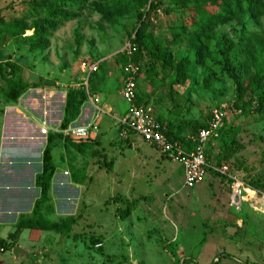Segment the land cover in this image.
I'll use <instances>...</instances> for the list:
<instances>
[{"label":"rangeland","instance_id":"1","mask_svg":"<svg viewBox=\"0 0 264 264\" xmlns=\"http://www.w3.org/2000/svg\"><path fill=\"white\" fill-rule=\"evenodd\" d=\"M124 1L134 0H0V117L12 112L6 108L21 109V100L33 99L48 102L49 122L62 121L67 94L81 91L97 96L104 112L91 144L78 152L64 144L63 149L58 139L53 152L57 173L68 172L80 186L74 231L68 225L64 234L43 233V240L33 243L25 241L28 234L21 236L19 244L29 255L16 264H264V192L251 188L264 185V113L256 110L264 89L259 76L264 72V13L257 19L242 14L213 31V44L231 47L228 68L239 81V94L214 45L200 66L190 40L173 39L196 13L217 12L211 0H160L154 8L127 14L120 8ZM96 3L108 4L105 17ZM47 10L59 16L51 19ZM138 13L148 14L147 43L170 54L171 68L150 51L135 54L130 40L139 26ZM65 14L72 19L64 20ZM49 22L56 24L53 29ZM82 61L100 64L86 85ZM181 62L186 81L177 83ZM127 71L140 105L186 145L208 126L213 112L225 110L220 130L204 150L213 167L224 163L246 184L239 210L230 206L226 178L207 172L187 189L177 163L140 140L123 142L119 122L128 106L120 94ZM6 79L26 86L15 103L4 96ZM92 104L87 98L74 122ZM67 223L58 225L66 229ZM4 233L0 237L6 239Z\"/></svg>","mask_w":264,"mask_h":264},{"label":"crops","instance_id":"2","mask_svg":"<svg viewBox=\"0 0 264 264\" xmlns=\"http://www.w3.org/2000/svg\"><path fill=\"white\" fill-rule=\"evenodd\" d=\"M21 101L25 103L21 105L24 111L19 108L20 106L14 109L6 108V111L11 109L12 112L1 114L0 117V231L5 229L6 238L14 231L21 218L32 217L34 206L40 200V190L36 187L35 180L42 171V155L48 137L59 133L61 123V119L49 122L48 102H35L33 99ZM91 108L89 113H82L71 125L96 123L101 114L96 117V108L94 106ZM45 127L48 134L41 136L40 129ZM57 140L51 143L52 161ZM134 140L138 139L134 138ZM60 142L63 148L64 143L62 140ZM57 172L55 168L50 182L48 201L41 206L36 217L43 220L49 217L53 220L48 223L53 225L68 221L65 231L70 225L73 232L78 212L80 186L71 180L68 172L63 171L62 175ZM43 233H51V231L23 230L16 240L15 247L9 250L11 256H5L7 251L0 252V264H16L22 256L29 255L28 248L19 244L21 236L28 234L25 241L33 243L42 241ZM0 239L5 240L2 237Z\"/></svg>","mask_w":264,"mask_h":264},{"label":"trees","instance_id":"3","mask_svg":"<svg viewBox=\"0 0 264 264\" xmlns=\"http://www.w3.org/2000/svg\"><path fill=\"white\" fill-rule=\"evenodd\" d=\"M96 1L106 3L108 0H96ZM211 1L214 3V6L216 7L217 12L213 14L196 13L195 16L192 18L190 26H188V28L185 26H182L180 30L176 31V34H173V39H176L179 37L189 39L193 50L196 51L197 64L200 66L204 65V63L208 60L207 58L210 55V47L214 45V47L217 48V52L222 57V60L224 62V69L226 68V73H227L228 78L232 80L233 84L238 88L237 93L240 94L241 86L239 85V81L236 78L235 74H233L228 68L230 65L229 53H230L231 47L226 42L225 44H223L224 49L221 50L219 45L213 44L214 39H215V35L213 34V31L216 27L226 24L233 19H237L242 14H250L251 16L255 14V19H257L259 15L264 13L263 0H211ZM53 2L55 4L65 3L63 2V0H53ZM159 3H160V0L124 1V3L120 6V8L121 10H123L124 8V14H127L130 12L131 9H134V8L140 9L148 5L151 9V8H154ZM107 5L102 6L101 4L99 5V3L95 4L96 9L104 17L108 13L109 6ZM99 8H103V9L99 10ZM46 14L51 19L59 16L57 15L56 12H53L50 10H47ZM147 16H148L147 13L146 14L138 13L137 22L139 23V26L136 30L134 38L130 40L131 46H133V48L136 49L135 54L137 56H141L144 51H150L152 53V56H155L156 60L162 62L161 65L163 67L171 68L172 58L170 54H168L166 50L162 49L157 44L152 45L150 47V44L147 43L148 37L145 35L147 31V27H148L147 24L145 23V19L147 18ZM62 17L64 20H68V19H72L73 16H68L67 14H65ZM0 23H2V20H0ZM55 25H56L55 23H50V22L48 23V27H50V29L51 28L53 29ZM40 32L42 33L44 32V30L42 29ZM99 68H100V65H99ZM1 70H2V67L0 64V71ZM178 72L179 73L176 77V82L184 83L186 81V72H187L186 64L182 62L178 64ZM259 76L264 79V72L260 74ZM6 84H7V87L4 91V96L8 102L15 103L20 98V96L24 93L26 86L21 81H13L10 79H6ZM86 100H87V96L84 91H81L78 94L74 92H70L69 94H67L66 104L64 107V117L60 124V131L67 129V127L76 120L78 116L79 108ZM136 103L137 105H140L138 97L136 98ZM256 104H257V108H256L257 113H264V89L260 90V93L256 99ZM154 118L161 126H163V128L165 127L158 118H156L155 116ZM206 128L207 126L199 129L196 133ZM121 131H122V128L119 127V136H120ZM164 135L169 142H176L180 144L186 151L190 150L193 147L192 141L188 142V145H186L183 142H179L178 140L174 138V136L171 135L170 131H168L167 129H165ZM55 139L62 140L65 147L68 146L72 149H75L78 152H80L82 148L87 146L86 145L87 142L88 144H91L89 141L74 143L69 138L63 137L62 134L60 133L56 135L55 134L50 135L48 137L47 146L42 155V171L36 177V180H35V185L40 190V200L35 204L31 218H21L18 221L17 225L15 226L14 231L11 234H9L5 240L0 239V252L12 250L16 245V240L19 234L23 230L51 231V232H55L58 234L65 233V225L64 226H59L58 224L53 225L48 222L46 223L42 218L36 217L38 210L41 208L43 204H45L48 201V192L50 189V182L55 173V166L53 164L52 155H51V143ZM130 139H133V134L129 132L128 138L124 139L123 142L130 144L129 142ZM205 152H206V149L204 150V154ZM205 157H206V154H205ZM207 162L209 163L208 160ZM223 164L224 163L216 164L215 167H221L223 166ZM208 172L219 175L211 170H208ZM222 178L225 179L224 177ZM251 188L253 190H257V191L260 190L264 192V185L260 186L258 184H254L252 185Z\"/></svg>","mask_w":264,"mask_h":264},{"label":"built area","instance_id":"4","mask_svg":"<svg viewBox=\"0 0 264 264\" xmlns=\"http://www.w3.org/2000/svg\"><path fill=\"white\" fill-rule=\"evenodd\" d=\"M99 65L97 62H81L80 71L86 75L84 85L87 84L90 76L98 72ZM120 95L128 106L126 115L119 122V127L122 128L120 133L121 138L127 139L130 132L134 138L155 149L166 160L177 163L181 167L183 184L187 189H192L200 184L205 179L208 170L226 178L230 183V206L239 210L242 196L246 191L245 184L239 179L238 175L231 173L227 166L213 167L207 162L204 154L205 144L220 129L226 117V112L223 108L212 113L207 128L198 132L195 141L192 142L193 147L189 151H186L180 144L169 142L166 139L164 135L165 129L156 121L150 108L145 105H137L134 79L131 78V73L128 71ZM86 96L93 103L92 106L96 108V117L103 114V111L97 107L99 98L97 96H90L88 93H86ZM59 133L76 143L92 142V139L98 135V126L96 123L78 126L69 125L67 129ZM47 134L48 130L46 127L40 129L41 136H46ZM99 247L101 245L96 246V248Z\"/></svg>","mask_w":264,"mask_h":264},{"label":"water","instance_id":"5","mask_svg":"<svg viewBox=\"0 0 264 264\" xmlns=\"http://www.w3.org/2000/svg\"><path fill=\"white\" fill-rule=\"evenodd\" d=\"M251 194H253V195H254V193H253V192H251Z\"/></svg>","mask_w":264,"mask_h":264},{"label":"bare ground","instance_id":"6","mask_svg":"<svg viewBox=\"0 0 264 264\" xmlns=\"http://www.w3.org/2000/svg\"><path fill=\"white\" fill-rule=\"evenodd\" d=\"M264 200H262V202H263Z\"/></svg>","mask_w":264,"mask_h":264}]
</instances>
